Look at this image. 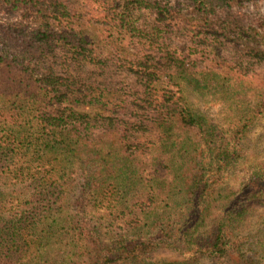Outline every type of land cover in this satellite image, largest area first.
<instances>
[{"label":"trees","instance_id":"obj_1","mask_svg":"<svg viewBox=\"0 0 264 264\" xmlns=\"http://www.w3.org/2000/svg\"><path fill=\"white\" fill-rule=\"evenodd\" d=\"M258 1L0 0V264H264Z\"/></svg>","mask_w":264,"mask_h":264},{"label":"rangeland","instance_id":"obj_2","mask_svg":"<svg viewBox=\"0 0 264 264\" xmlns=\"http://www.w3.org/2000/svg\"><path fill=\"white\" fill-rule=\"evenodd\" d=\"M21 11H12L8 8L1 7L0 8V25H4L6 22L11 21H23L21 17ZM222 15H226L232 22L234 26L231 27V34L237 38L231 40V44H229V49L231 50L237 49L239 47L240 40L239 37H243L244 40L252 39V44L257 46L259 43H263V38L261 36L264 35V28L258 27L259 19L264 17V1H258L257 3L252 2H244L242 5L234 6L228 11L222 13ZM242 26L245 32H238L241 30ZM250 28V32L248 33L246 30ZM256 31L260 34H256ZM179 39H176L178 41ZM211 113H216L217 110L213 109L214 103H211ZM214 111V112H213ZM215 115V114H214ZM219 119L218 117H216ZM248 142L244 145L246 156L243 159L244 165L240 166L237 169V173L235 175L242 176L243 171L250 166L253 162H264V117L259 119L254 129L247 135ZM257 221V224L254 225L255 233L259 231V226L264 225V207L261 208L256 216L253 219ZM261 234L256 235L255 237L250 238V241L259 240ZM252 245V244H251Z\"/></svg>","mask_w":264,"mask_h":264}]
</instances>
